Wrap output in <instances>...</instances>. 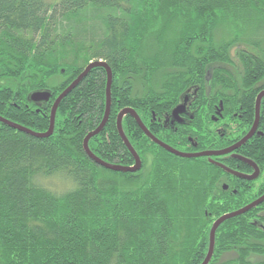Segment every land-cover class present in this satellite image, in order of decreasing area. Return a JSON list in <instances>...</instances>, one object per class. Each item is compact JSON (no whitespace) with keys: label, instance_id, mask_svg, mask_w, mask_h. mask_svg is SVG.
<instances>
[{"label":"trees","instance_id":"trees-1","mask_svg":"<svg viewBox=\"0 0 264 264\" xmlns=\"http://www.w3.org/2000/svg\"><path fill=\"white\" fill-rule=\"evenodd\" d=\"M97 61L112 73L108 119L88 142L101 161L134 165L117 131L123 109L173 150L228 148L264 90V0H0L1 118L46 133L54 100ZM38 91L48 103L30 101ZM185 95L192 119L164 124ZM105 105L98 67L61 100L48 138L0 123V264H201L213 222L264 194V98L263 136L234 152L257 166L254 181L233 174L252 168L231 155L166 152L130 115L121 126L140 169L100 167L83 141ZM54 180L63 192L45 186ZM209 264H264V202L219 226Z\"/></svg>","mask_w":264,"mask_h":264},{"label":"water","instance_id":"water-1","mask_svg":"<svg viewBox=\"0 0 264 264\" xmlns=\"http://www.w3.org/2000/svg\"><path fill=\"white\" fill-rule=\"evenodd\" d=\"M234 51L235 48H233L231 50V56H234ZM96 67H101L105 70L106 72V105H105V112H104V116H103V120L100 123V125L91 133H89L84 141H83V150L84 153L86 154V156L93 161L95 164L99 165L100 167H103L104 169L113 171V172H120V173H134L137 172L140 169L141 166V162L139 157L137 156V154L133 151V149L131 148L129 142L127 141L126 137L123 134L122 131V126H121V121L123 119L124 116L126 115H130L131 117H133L138 125V127L142 130V132L145 134V136L152 141V143H154L155 145L159 146L160 148H162L163 150H165L166 152L173 154L177 157L180 158H198V157H210L212 155H225L228 153H231L232 151L237 150L239 147H241L242 145H244L249 138L251 137V135L253 134V132L255 131L256 127H257V123H258V117H259V105H260V101L262 99V97L264 96V92L261 93L255 102V120L253 123V126L250 130V132L243 137L239 142H237L235 145L231 146L230 148L220 151V152H201V153H197V154H186V153H181L178 151H175L173 149H171L170 147H168L167 145L163 144L162 142H160L159 140H157L154 136H152L149 131L144 127L143 123L141 122V120L139 119L138 115L131 109H123L117 117V131L118 134L121 138V140L123 141V143L125 144L126 148L128 149V151L131 153L133 159H134V165L132 167H123V166H118L115 164H108L105 163L103 161H101L100 159H98L97 157H95L89 150L88 148V142L89 140L98 135L102 129L104 128V125L108 119L109 116V111H110V87H111V83H112V73L109 69V67L105 64L102 63L100 61L97 62H93L91 64H89L84 71L76 78V80H74L53 102L51 110H50V122H49V128L48 131L46 133H35L32 132L26 128H23L21 126H18L16 124L10 123L8 121H6L5 119L0 117V123L7 125L15 130L21 131L27 135H30L32 137L35 138H48L49 136L52 135L53 133V129H54V121H55V115H56V111L57 108L61 102L62 99H64L74 88L75 86H77V84L88 74V72ZM51 98V94L49 91H38V92H34L30 95V101L32 102H48ZM178 109H175L173 112H175ZM240 160L244 161L245 163H249L250 165H252L255 168V173L249 177V180L255 179L257 177V169L256 166L251 162L248 161L244 158H241ZM264 202V195L262 197H260L259 199L255 200L254 202L250 203L249 205L226 215H223L221 217H219L215 222H213L210 231H209V245H208V252L207 255L204 259V261L201 264H209L211 257L213 255V250H214V240H215V233L217 231V229L219 228V226L224 223L225 221L238 217L240 215L245 214L246 212H248L249 210L257 207L258 205H260L261 203Z\"/></svg>","mask_w":264,"mask_h":264},{"label":"flooded vegetation","instance_id":"flooded-vegetation-1","mask_svg":"<svg viewBox=\"0 0 264 264\" xmlns=\"http://www.w3.org/2000/svg\"><path fill=\"white\" fill-rule=\"evenodd\" d=\"M264 92V90H262V91H260V93L258 94V96L261 94V93H263ZM257 96V97H258ZM264 98V96L262 97V99ZM257 99V98H256ZM261 99V100H262ZM32 102V101H31ZM189 102H190V97L188 96V95H185L184 97H183V100H182V102L178 105V106H176L175 108H173L169 113H167V114H165V118L164 119H166V120H164L163 121V123L165 124L166 122H168L171 126H174V125H182V124H184L185 122H186V120H191L192 119V114H193V109L191 108V105L189 104ZM32 103H48V102H40V101H38V102H32ZM175 109H178V110H176L175 112H173ZM214 114H216V115H218V117L221 115L220 114V112L218 111V112H216V113H214ZM218 117H214V120H218L219 118ZM258 119H259V117H258ZM255 120V119H254ZM253 126V125H252ZM257 126H258V123H257ZM252 128V127H251ZM251 128H250V130H251ZM250 130L247 132V134L250 132ZM150 133V132H149ZM144 134V133H143ZM151 134V133H150ZM246 134V135H247ZM145 135V134H144ZM245 135V136H246ZM153 136V135H152ZM244 136V137H245ZM254 136H259V137H262L263 136V134L261 133V132H257V127H256V129H255V131L253 132V134L251 135V137L249 138V140L250 139H252ZM157 139V138H156ZM242 139V138H241ZM240 139V140H241ZM158 140V139H157ZM239 140V141H240ZM248 140V141H249ZM160 141V140H159ZM238 141V142H239ZM161 142V141H160ZM163 143V142H162ZM163 144H165V143H163ZM236 144V143H235ZM235 144H233V145H235ZM165 145H167V144H165ZM233 145H231V146H233ZM168 146V145H167ZM230 146V147H231ZM243 146V145H242ZM241 146V147H242ZM168 147H170V146H168ZM230 147H228V148H230ZM241 147H239V148H241ZM171 148V147H170ZM228 148H224V149H221V150H211V151H204V152H212V153H215V152H220V151H223V150H226V149H228ZM238 148V149H239ZM171 149H173V148H171ZM175 150V149H174ZM176 151V150H175ZM236 151V150H235ZM235 151H232L231 153H228V154H225V155H219V156H216V155H212V156H210V157H206V158H208L209 159V161L210 162H213V161H211V158H215V159H217V158H221V157H225V156H228V155H231L232 156V158L233 159H235V160H240L242 157L241 156H238V155H236V154H234V152ZM179 152V151H178ZM181 153H183V152H181ZM198 153V152H197ZM197 153H186V154H197ZM199 153H201V152H199ZM247 160V159H246ZM240 161H242V160H240ZM249 161V160H248ZM244 162V161H243ZM252 162V161H251ZM253 163V162H252ZM216 164H218V163H216ZM245 164H247L249 167H251L252 169V173L251 174H247V175H241V174H237V173H233L235 176H238V177H241V178H243V179H246V180H249V177H251L254 173H255V168L252 166V165H250L249 163H245ZM254 164V163H253ZM255 165V164H254ZM256 166V165H255ZM256 169H257V171H258V173H257V177L256 178H258V176H259V170H258V168H257V166H256ZM256 178L255 179H252V180H250V181H254V180H256ZM222 187V189L224 190V191H226L227 190V186H225V185H222L221 186ZM264 195V194H263ZM262 195V196H263ZM261 196V197H262ZM259 199V198H258ZM249 205V204H248Z\"/></svg>","mask_w":264,"mask_h":264},{"label":"rangeland","instance_id":"rangeland-1","mask_svg":"<svg viewBox=\"0 0 264 264\" xmlns=\"http://www.w3.org/2000/svg\"><path fill=\"white\" fill-rule=\"evenodd\" d=\"M55 181H58V180L51 181V183H49L48 185L45 184V186L49 187L51 190H54L58 193L63 192L64 190L62 188H60V183L58 182L59 184H57ZM60 181L63 182L62 180H60ZM65 186L67 187L68 185L65 184Z\"/></svg>","mask_w":264,"mask_h":264},{"label":"bare ground","instance_id":"bare-ground-1","mask_svg":"<svg viewBox=\"0 0 264 264\" xmlns=\"http://www.w3.org/2000/svg\"><path fill=\"white\" fill-rule=\"evenodd\" d=\"M101 62V61H100ZM103 63V62H102ZM96 68H98V67H96ZM100 68V67H99Z\"/></svg>","mask_w":264,"mask_h":264}]
</instances>
